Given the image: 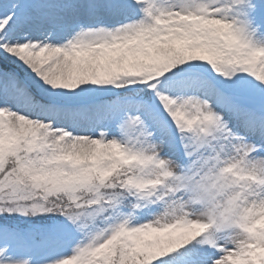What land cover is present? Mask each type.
Instances as JSON below:
<instances>
[{"label":"snow or ice","instance_id":"snow-or-ice-1","mask_svg":"<svg viewBox=\"0 0 264 264\" xmlns=\"http://www.w3.org/2000/svg\"><path fill=\"white\" fill-rule=\"evenodd\" d=\"M0 264H264V0H0Z\"/></svg>","mask_w":264,"mask_h":264}]
</instances>
